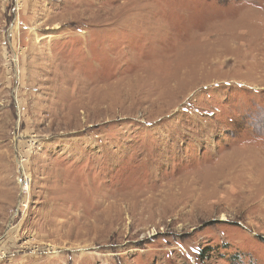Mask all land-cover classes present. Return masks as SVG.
Instances as JSON below:
<instances>
[{"label": "rangeland", "instance_id": "374dc122", "mask_svg": "<svg viewBox=\"0 0 264 264\" xmlns=\"http://www.w3.org/2000/svg\"><path fill=\"white\" fill-rule=\"evenodd\" d=\"M0 264H264V0H0Z\"/></svg>", "mask_w": 264, "mask_h": 264}]
</instances>
